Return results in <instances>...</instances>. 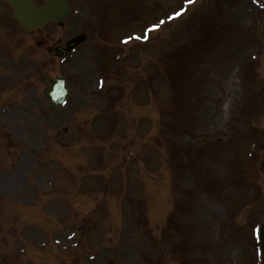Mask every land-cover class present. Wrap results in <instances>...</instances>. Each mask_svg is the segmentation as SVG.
<instances>
[{
	"label": "rangeland",
	"instance_id": "obj_1",
	"mask_svg": "<svg viewBox=\"0 0 264 264\" xmlns=\"http://www.w3.org/2000/svg\"><path fill=\"white\" fill-rule=\"evenodd\" d=\"M70 2L0 3V264H263L264 0Z\"/></svg>",
	"mask_w": 264,
	"mask_h": 264
},
{
	"label": "water",
	"instance_id": "obj_2",
	"mask_svg": "<svg viewBox=\"0 0 264 264\" xmlns=\"http://www.w3.org/2000/svg\"><path fill=\"white\" fill-rule=\"evenodd\" d=\"M13 7V16L19 20L21 26L29 32H34L37 27L43 26L49 21L61 24L70 14L72 8L68 0H46L42 6H36L33 0H6ZM84 34L78 35L67 41L66 47H58V55H65L73 50L79 43L86 40ZM51 102V108H57L69 95L65 84V78L58 77L53 85L45 91ZM260 240L264 252V223L260 230Z\"/></svg>",
	"mask_w": 264,
	"mask_h": 264
},
{
	"label": "flooded vegetation",
	"instance_id": "obj_3",
	"mask_svg": "<svg viewBox=\"0 0 264 264\" xmlns=\"http://www.w3.org/2000/svg\"><path fill=\"white\" fill-rule=\"evenodd\" d=\"M0 3H5V2H0ZM5 4H7V3H5Z\"/></svg>",
	"mask_w": 264,
	"mask_h": 264
},
{
	"label": "snow or ice",
	"instance_id": "obj_4",
	"mask_svg": "<svg viewBox=\"0 0 264 264\" xmlns=\"http://www.w3.org/2000/svg\"><path fill=\"white\" fill-rule=\"evenodd\" d=\"M190 2H191V0H190Z\"/></svg>",
	"mask_w": 264,
	"mask_h": 264
}]
</instances>
